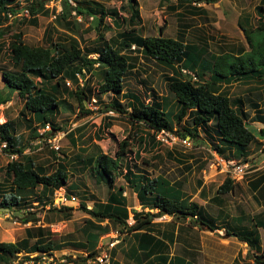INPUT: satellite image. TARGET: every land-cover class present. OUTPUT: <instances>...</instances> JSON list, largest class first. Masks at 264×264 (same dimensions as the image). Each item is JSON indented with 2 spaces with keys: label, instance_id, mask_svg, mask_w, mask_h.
Segmentation results:
<instances>
[{
  "label": "rangeland",
  "instance_id": "1",
  "mask_svg": "<svg viewBox=\"0 0 264 264\" xmlns=\"http://www.w3.org/2000/svg\"><path fill=\"white\" fill-rule=\"evenodd\" d=\"M43 1L44 10L33 18L28 6ZM95 1L109 11L105 24L111 30L105 34V43L117 48L124 35L128 34L125 38L132 36L129 35L132 25L129 23L131 12L127 11L128 2L125 0ZM18 2V4L13 3L8 6L9 11L0 14V32L3 34L0 38V99L3 100L0 106V124L7 120L12 122L19 147L28 148L25 154L33 157L35 163L44 167L47 173L55 172L60 164L66 165L69 180L63 187L68 200L66 205H57L59 199L62 198L59 195L60 190L47 198L51 203L44 201L47 204L43 205V202L37 199L41 189L36 190L35 194L29 193L23 197L19 205L9 209L2 208L0 204V242L23 241L27 239L26 230L30 228L34 234V238L30 239V246L42 239L51 240L53 237L64 245L62 250L51 252V255L50 253H31L29 258L32 261H26V253L23 252L18 254L17 258L12 259L10 264H93L88 259V249L91 244L97 242L96 248L100 250L101 241L104 243L102 246L110 241L106 238L108 235L106 231L94 226L101 225L108 229V233L120 230V227L117 228L112 223L105 227V222L104 224L96 222L82 207L86 206L88 210H91L96 204L104 203L111 192L115 193L120 188H124L129 210L141 212L142 207L134 193V187L124 177L127 174L128 165L131 166L130 171L133 174L130 179H166L174 186L181 187L185 196L190 197L192 202L200 204L199 206L204 209L209 218L215 220V226L220 229L212 232L209 229L203 230L204 226H198V231H196L197 227L194 226L196 229L192 228L191 231L194 232V237H192L199 242L203 241L207 250L219 247L221 264H234L235 262L255 264V258L258 256L264 260L263 228L259 229L261 251L252 250L238 238L232 237L235 226L253 230L256 218L264 217L263 178L251 182L248 175L244 181L235 182L233 193L227 196L218 194V189L227 175L220 173L219 158L218 155L216 156L215 146L220 143L216 127L210 124L208 128H199L197 133L199 138L195 140L177 135L178 133L183 134L185 128H192L193 124L189 116L181 123L176 120L178 105L175 97L169 92L167 79L172 76L171 70L155 61L143 58L136 47L128 51L135 61L132 62V68L125 79V92L141 94L148 103L158 101L162 105L164 102L165 112L169 114L168 118L174 125L173 131L177 133H168L165 143L156 140L159 144H154L150 139L151 133H147L145 128L134 127L125 115L116 111H108L106 107L113 101V94L99 93L97 79L94 78L89 86L93 91L92 98L85 102L90 114L81 112L79 101L69 96L63 86L60 95H57L60 109L54 124L67 130L68 135L72 132L71 135L61 140V150L53 154L48 146L29 148L32 145H28L34 141L35 129L41 126L34 121L33 114L25 109V100L20 98L18 93L11 94L10 90L5 87L2 76L4 71L20 72L19 67L15 66L11 59L10 46L14 41L13 37L21 34L26 45L42 48H49L53 42L69 47L77 41L84 53L96 47L101 48L103 44L97 40V33L94 29L96 21H93L91 17L83 16L84 19L81 18V22L80 18L77 17L75 20L74 16L68 17L66 22L57 19L62 13V0H18ZM189 3L200 11L195 12ZM138 4L141 16L140 22L135 25L138 35L142 37L162 36L182 40L186 44L199 45L206 50L205 60H211L212 55L231 53L239 56L248 51L245 33L241 26L250 30L264 23V14L259 15L257 11V8L264 7V0H205L199 2L198 0H192V2L138 0ZM22 10H30L29 16H25V12L23 15ZM11 11H16V14ZM10 14L14 18H11ZM114 22H118L119 26L114 27ZM90 58L94 59L96 55H91ZM86 78H89L88 74ZM209 79L210 75L205 73L204 80ZM82 80L84 81V77ZM195 80L198 81V76ZM35 82L39 87L45 84L41 79ZM66 86L68 91L77 89V85L71 81H68ZM228 91L232 98H245L247 102H254V97L259 105L260 118L264 121V82L239 83L228 88ZM119 101L122 103L123 100L119 98ZM247 106L250 113L249 120H247L248 127L262 141L258 133L261 124H252L257 117H254L253 107L249 103ZM70 129L73 130L68 133ZM137 134L146 138L147 142L143 145L132 142L130 138H134ZM174 138L177 140H173ZM187 139L188 145H184L182 141ZM125 140L131 144L128 149L130 153L123 163L122 171H119V176H116L111 184L101 181L93 167L82 164L81 160L98 157L100 154L115 157L119 144ZM251 148L257 151L261 146L253 144ZM137 152L140 155L136 156ZM252 155L254 157L255 153H251L250 149L248 159L252 158ZM228 157H233V155L230 154ZM10 162L9 154L2 152L0 148V202L3 196H8L15 190L10 178L5 174ZM251 170L250 168L249 171ZM73 197L77 198L76 203L71 201ZM66 208L69 210L66 211ZM145 213L156 214V211L148 208ZM26 220L29 222L26 223ZM162 220L164 219L159 218L154 221L158 223ZM179 221L187 225L195 224V221L190 218ZM229 227L232 229L230 235L227 234ZM39 228L45 230L46 237L39 236ZM184 232L181 236H191L190 232L187 231L185 234ZM41 256L42 259L38 261L37 258Z\"/></svg>",
  "mask_w": 264,
  "mask_h": 264
},
{
  "label": "trees",
  "instance_id": "2",
  "mask_svg": "<svg viewBox=\"0 0 264 264\" xmlns=\"http://www.w3.org/2000/svg\"><path fill=\"white\" fill-rule=\"evenodd\" d=\"M73 1L76 6H72L67 0H62V13L57 19L66 22L68 17L74 16V12L75 20L77 17H91L93 21H96L94 29L97 33V40L103 44V47H96L87 53H84L77 41H74L69 47L57 42H53L49 48L30 47L24 43L21 34L13 37L14 41L10 46L11 59L13 64L19 67L20 72L4 71L2 76L5 87L10 90L11 94L18 93L19 97L25 100V109L33 114L34 121L41 127L50 123L55 130H64L54 124L60 109L57 95H60L62 86L69 96L79 101L81 112L90 114L91 112L86 109L85 102L92 98L93 91L89 86L91 81L96 78L99 93L113 94V101L106 107L108 111H116L125 115L134 127L145 128L147 133H151L150 139L154 144H159L156 141V135L153 134L155 132L177 133L173 131V122L168 118L169 114L165 112L164 102L162 105L158 101L148 103L141 94L125 92V79L132 68V62L135 61L128 51L136 47L143 58L155 61L171 70L172 76L167 79L169 92L175 97L178 105L176 120L181 123L189 116L193 124L192 128H185L183 134L178 133L177 135L195 140L199 138L197 134L199 128H208L210 124H214L220 139V143L215 146L219 157L241 163L252 162L253 159L248 158L251 146L256 143V136L248 127V115L243 109V103L241 105L237 101L234 102L228 88L239 83L264 82V23L250 30L241 26L245 33L248 51L239 56L231 53L212 55L211 60H205L206 50L199 45L186 44L182 40L162 36L142 37L138 35L135 26L141 20L138 0H125L129 5V8H125V10L131 12L129 23L132 28L129 30V35L132 36L125 38L128 34L124 35L117 48L105 43V34L111 30L105 24L109 11L95 0ZM183 2H192V0H183ZM13 3L18 4L19 2L18 0H0V14L6 12L9 9L8 6ZM189 6L195 12L200 11L192 3H189ZM28 7L31 9L32 17L35 18L44 10V1L30 4ZM257 11L259 15H263L264 7L257 8ZM11 12L16 14V11ZM113 25L116 27L119 26V23L114 22ZM2 35L0 32V38ZM91 55H96V58L91 59ZM205 73L210 75L209 80H204ZM77 74L84 77L83 86L80 85ZM87 74L89 78H86ZM197 76L198 81L195 80ZM37 79L43 80L45 84L39 87L35 82ZM68 81L77 85V89L68 91L66 86ZM119 98L123 100L122 103ZM2 104L3 100L0 99V106ZM38 130V128L35 129L34 141L28 145H32L29 147L30 149L36 147L33 146V143L40 138ZM71 134L72 132L69 135ZM260 134L264 136V129L260 130ZM130 139L138 145L147 142V139L139 134ZM0 142L7 144L4 152L9 156L18 155V159L11 161L6 167L5 174L10 178L15 190L14 193L11 192L8 196L2 197L0 202L2 208L9 209L19 205L23 197L29 193L35 194L38 189H41V192L37 199L43 202V205L47 204L44 201L51 203L47 198L52 197L56 191L65 187L69 180L67 166L60 164L55 172L47 173L44 167L37 165L33 157L25 154L28 148L19 147V141L10 120L0 124ZM130 146L131 144L125 140L119 144L115 157L100 154L98 157L83 159L81 162L84 166L93 167L101 181L111 184L115 180L114 178L119 176V171H122L123 163L130 153L128 150ZM52 153L56 154L54 151ZM230 154L233 157H228ZM138 155L140 154L137 152L136 156ZM130 169L131 166L128 165V171L124 177L133 185L141 206L143 209L149 208L159 213L134 212L135 225L129 228L127 199L123 196L124 188H120L118 192L110 193L105 204H96L95 208L91 210H88L86 206L82 207L96 222L103 223L109 220L110 223L119 225L122 233L125 229L132 233L143 230L150 231L155 219L167 215L176 221L190 218L195 221L194 223L200 224L212 232L220 229L215 226V220L209 218L204 209L192 202L190 197H186L178 185L174 186L163 178L153 180L136 178L133 180L130 179L133 175ZM234 190V182L227 177L219 187L218 194L227 196ZM68 210L66 208V211ZM151 216L153 219L150 218ZM195 217H197L196 220ZM28 222L29 220H26V223ZM94 227L109 232L101 225ZM260 228L264 229V217L256 218L255 229L245 230L241 226H235L233 234L250 249L261 251ZM39 229V236L46 237L45 230ZM230 230H232L231 227L229 230L227 229L229 235L232 233ZM26 232L27 239L18 243L0 242V264H10L12 259L17 258V255L23 252L26 253L25 260L32 261L29 258L31 253H50L49 255H51L54 251L62 250L64 247L54 237L51 240L42 239L30 246V239L34 238V234L30 228ZM96 245L97 242L91 244L88 249V259L90 260L95 259L99 254ZM37 259L40 261L42 256ZM234 264H238V262ZM255 264H264V260L258 256L255 258Z\"/></svg>",
  "mask_w": 264,
  "mask_h": 264
},
{
  "label": "crops",
  "instance_id": "3",
  "mask_svg": "<svg viewBox=\"0 0 264 264\" xmlns=\"http://www.w3.org/2000/svg\"><path fill=\"white\" fill-rule=\"evenodd\" d=\"M232 99L234 100V102L237 101L238 103H241V105L243 103V109L247 113L248 118L250 117V113L247 104L249 103V105L253 107L255 111L254 117L257 118L256 121H254L252 124L258 123L261 124V126H263V128H260L261 126L258 128V133L260 134V130L264 129V121L262 118H260L261 114L258 111L259 105L257 104L256 100H254L255 98L253 97L254 102H250V101L247 102L245 98L235 97ZM259 119L260 121L262 120L263 122L261 121L260 123ZM255 136H256L255 146L260 145L261 148L257 151H255L254 148H251V153H255V156L253 157L252 155L253 160L251 163H248L249 167L252 170L248 171L246 175V176L249 175L248 177L251 178V182L256 181L260 178H263L264 180V148H263L264 136L260 134V136L263 139L262 141L258 139L256 134ZM217 155L218 153L216 154V156ZM253 176H258V177L253 179L252 178ZM244 180L245 178L241 181ZM241 181H238V183H240ZM179 188L181 189V187ZM110 195L111 194H109L108 197ZM135 195L137 196L136 193ZM107 200L102 204H105ZM137 200L139 201L138 197ZM127 209L129 215L128 220H133L135 216L134 212H137V210L131 212L128 206ZM145 210L146 209H143L142 207L141 212L145 213ZM157 213L159 212L156 211V214ZM150 218L153 219L152 216ZM168 219H166L165 221L162 220L161 221L162 223L161 222L157 223L153 221V226L151 227L150 231L143 230L140 232H132V233L127 232V234H125L120 239L119 243L115 246L114 250L112 251L111 264H221L219 247H217V249H214L213 247L211 250H207L203 244V241L199 242L196 238L195 239L193 238L194 232L191 230L195 226L197 227L196 231H198V226L199 227L201 226L200 224L195 223L193 225H187V223L184 224V222L174 220L171 216H168ZM105 223H106L105 224L106 227L107 225H109L110 221L106 220ZM116 226L117 228L119 227V225ZM202 229L204 230L208 228L202 227ZM187 231L191 233V236L188 237L181 236L182 232H184L185 234L187 233ZM196 233L197 232H195V234ZM232 237L238 238L235 235ZM102 244L104 243H102L101 241V248H102ZM99 251H101V249Z\"/></svg>",
  "mask_w": 264,
  "mask_h": 264
},
{
  "label": "built area",
  "instance_id": "4",
  "mask_svg": "<svg viewBox=\"0 0 264 264\" xmlns=\"http://www.w3.org/2000/svg\"><path fill=\"white\" fill-rule=\"evenodd\" d=\"M72 6H76V4L74 3L73 0H67ZM23 15L25 12V16H29V11H22ZM73 15L75 16V12L73 13ZM10 17L13 18V16L10 14ZM79 21L81 22V17ZM77 78L80 81V85L83 86V76L81 74H77ZM69 85V83H68ZM75 129V126L73 127ZM70 129L68 131V133L71 132ZM40 138H38L36 140V142L33 143V146H39L41 148H45V147H49L52 151L54 152H59L61 150V146H60V142L61 140H63L68 134H67V130H55L52 125L50 123H47L44 127L39 128L38 130ZM168 133L171 132H167V131H161V132H155L153 134L156 135V140L157 141H161L163 143L166 142L165 138L166 136H168ZM173 140H177V138H174ZM182 143L184 145H188V139L187 140H183ZM1 151L3 152L6 148H7V144L6 143H1ZM38 147V148H39ZM264 148V146H263ZM219 167H220V173L221 174H226L227 177L231 178V180L235 183L238 181H241L245 178V176L247 175V172L249 171L250 167L248 165V163H241V162H237L234 160H226L224 158L219 157ZM18 159V155H11L10 156V160L11 161H15ZM218 169V168H217ZM60 193L59 195L62 197L59 199V202L57 203V205H66V203L68 202L66 196H65V191L64 189H60ZM59 196V197H60ZM72 202H77V198L73 197ZM168 216H162V219L166 220ZM197 217H195L196 219ZM128 227H133L135 225V220H128L127 221ZM124 236L123 233H121V230H116V231H112L109 235L106 236L107 239H109L110 241L108 243H106L104 246H102L101 248V252L99 253L98 256H96L95 259H91L89 261L93 262V264H111L112 262V251L114 250L115 246L119 243L120 239Z\"/></svg>",
  "mask_w": 264,
  "mask_h": 264
},
{
  "label": "clouds",
  "instance_id": "5",
  "mask_svg": "<svg viewBox=\"0 0 264 264\" xmlns=\"http://www.w3.org/2000/svg\"><path fill=\"white\" fill-rule=\"evenodd\" d=\"M22 11H23V10H22ZM11 15H12V14H11ZM12 16H13V15H12ZM13 18H14V16H13ZM165 216H167V215H165ZM120 230H121V233H122V229H120ZM111 232H112V231H111ZM111 232H110V233H111ZM110 233H108V235H109ZM123 234H124V235L127 234V229H125V231H124ZM107 243H108V242H107Z\"/></svg>",
  "mask_w": 264,
  "mask_h": 264
}]
</instances>
